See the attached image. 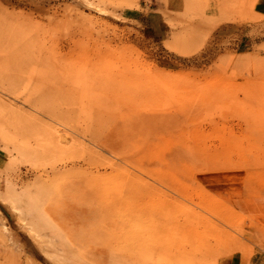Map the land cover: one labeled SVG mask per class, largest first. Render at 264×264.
Returning <instances> with one entry per match:
<instances>
[{"label":"rangeland","instance_id":"374dc122","mask_svg":"<svg viewBox=\"0 0 264 264\" xmlns=\"http://www.w3.org/2000/svg\"><path fill=\"white\" fill-rule=\"evenodd\" d=\"M261 2L0 0V264L264 254Z\"/></svg>","mask_w":264,"mask_h":264},{"label":"crops","instance_id":"0c3cea01","mask_svg":"<svg viewBox=\"0 0 264 264\" xmlns=\"http://www.w3.org/2000/svg\"><path fill=\"white\" fill-rule=\"evenodd\" d=\"M261 5L263 8L259 9V12L264 15V0H262ZM262 42H264V40ZM261 219L262 220L256 219L254 222L256 225L264 229V217ZM214 264H264V254L257 250L256 253L248 257L244 252H229L220 255Z\"/></svg>","mask_w":264,"mask_h":264}]
</instances>
